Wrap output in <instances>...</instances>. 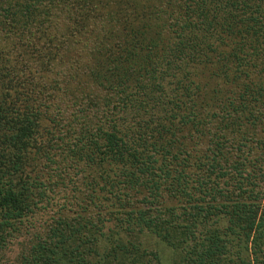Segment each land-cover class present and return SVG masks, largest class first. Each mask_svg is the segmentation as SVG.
Segmentation results:
<instances>
[{
	"label": "trees",
	"instance_id": "16d2710c",
	"mask_svg": "<svg viewBox=\"0 0 264 264\" xmlns=\"http://www.w3.org/2000/svg\"><path fill=\"white\" fill-rule=\"evenodd\" d=\"M0 264H264V0H0Z\"/></svg>",
	"mask_w": 264,
	"mask_h": 264
},
{
	"label": "rangeland",
	"instance_id": "374dc122",
	"mask_svg": "<svg viewBox=\"0 0 264 264\" xmlns=\"http://www.w3.org/2000/svg\"><path fill=\"white\" fill-rule=\"evenodd\" d=\"M170 255V254H169Z\"/></svg>",
	"mask_w": 264,
	"mask_h": 264
}]
</instances>
